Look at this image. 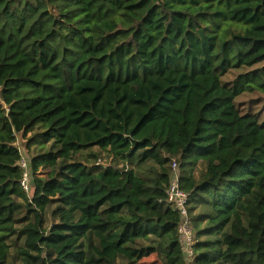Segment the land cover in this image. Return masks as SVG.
Masks as SVG:
<instances>
[{"label": "trees", "instance_id": "obj_1", "mask_svg": "<svg viewBox=\"0 0 264 264\" xmlns=\"http://www.w3.org/2000/svg\"><path fill=\"white\" fill-rule=\"evenodd\" d=\"M255 92L264 0H0V264H187L173 160L194 264H264Z\"/></svg>", "mask_w": 264, "mask_h": 264}, {"label": "built area", "instance_id": "obj_2", "mask_svg": "<svg viewBox=\"0 0 264 264\" xmlns=\"http://www.w3.org/2000/svg\"><path fill=\"white\" fill-rule=\"evenodd\" d=\"M20 150L22 157L19 163L23 169L21 185L28 194H32L33 188L30 184L29 156L25 154L22 148H20ZM180 180L181 173L179 162L177 160H173L171 163V175L167 186L166 200L174 210H178L181 214L182 219L178 226L179 240L184 246L187 264H194V244L196 243V232L193 229L189 215L190 194L182 188Z\"/></svg>", "mask_w": 264, "mask_h": 264}, {"label": "rangeland", "instance_id": "obj_3", "mask_svg": "<svg viewBox=\"0 0 264 264\" xmlns=\"http://www.w3.org/2000/svg\"><path fill=\"white\" fill-rule=\"evenodd\" d=\"M240 108L245 110L244 112H253V113H261L262 117L264 118V93H253V94H242L241 97L237 100ZM23 140V139H22ZM24 141V140H23ZM22 142V141H21ZM20 148L23 149L25 154H27V148L25 145H22V143H19ZM106 159H100L101 163H104ZM126 164H121L120 167L125 168ZM202 168V165L199 164L196 169V173L199 174L200 170ZM157 260L155 255L151 257H147L143 260H141L140 264H151Z\"/></svg>", "mask_w": 264, "mask_h": 264}]
</instances>
